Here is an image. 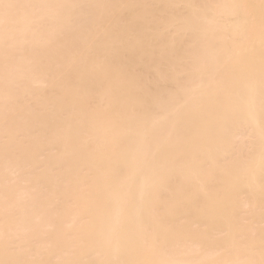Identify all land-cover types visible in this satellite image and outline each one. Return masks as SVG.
I'll list each match as a JSON object with an SVG mask.
<instances>
[{"label":"bare ground","instance_id":"6f19581e","mask_svg":"<svg viewBox=\"0 0 264 264\" xmlns=\"http://www.w3.org/2000/svg\"><path fill=\"white\" fill-rule=\"evenodd\" d=\"M262 261V0H0V264Z\"/></svg>","mask_w":264,"mask_h":264},{"label":"snow or ice","instance_id":"6c2138e0","mask_svg":"<svg viewBox=\"0 0 264 264\" xmlns=\"http://www.w3.org/2000/svg\"><path fill=\"white\" fill-rule=\"evenodd\" d=\"M262 3H264V0H262ZM261 264H264V261H262Z\"/></svg>","mask_w":264,"mask_h":264}]
</instances>
